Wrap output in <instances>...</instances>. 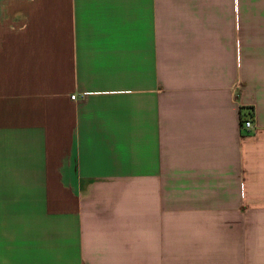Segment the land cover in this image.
<instances>
[{"label": "crops", "instance_id": "0c3cea01", "mask_svg": "<svg viewBox=\"0 0 264 264\" xmlns=\"http://www.w3.org/2000/svg\"><path fill=\"white\" fill-rule=\"evenodd\" d=\"M0 264H264V0H0Z\"/></svg>", "mask_w": 264, "mask_h": 264}, {"label": "built area", "instance_id": "2783aa9c", "mask_svg": "<svg viewBox=\"0 0 264 264\" xmlns=\"http://www.w3.org/2000/svg\"><path fill=\"white\" fill-rule=\"evenodd\" d=\"M72 99L75 100V96H72ZM252 126H253V123H252L251 120H246V121H244L243 124H242V128H243V129H251Z\"/></svg>", "mask_w": 264, "mask_h": 264}, {"label": "trees", "instance_id": "16d2710c", "mask_svg": "<svg viewBox=\"0 0 264 264\" xmlns=\"http://www.w3.org/2000/svg\"><path fill=\"white\" fill-rule=\"evenodd\" d=\"M241 124H243V121L241 122Z\"/></svg>", "mask_w": 264, "mask_h": 264}]
</instances>
